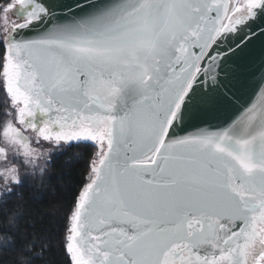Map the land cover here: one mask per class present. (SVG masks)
I'll list each match as a JSON object with an SVG mask.
<instances>
[{"label": "snow or ice", "instance_id": "6c2138e0", "mask_svg": "<svg viewBox=\"0 0 264 264\" xmlns=\"http://www.w3.org/2000/svg\"><path fill=\"white\" fill-rule=\"evenodd\" d=\"M260 36L264 0H0V264H264Z\"/></svg>", "mask_w": 264, "mask_h": 264}, {"label": "water", "instance_id": "95a60500", "mask_svg": "<svg viewBox=\"0 0 264 264\" xmlns=\"http://www.w3.org/2000/svg\"><path fill=\"white\" fill-rule=\"evenodd\" d=\"M241 35H243V33H241ZM261 49H264V36H260L259 38L253 39L249 45V50L259 51ZM253 91H254L253 85H249V86L245 87L244 89H242L239 93L241 101L243 103H247L249 98L251 97ZM235 111L236 110L233 109L232 112L229 113V115L235 114ZM223 119H224V117L220 116V117L215 118L212 122L213 123H220ZM197 123H199V121H197ZM180 134L182 135L183 132H180Z\"/></svg>", "mask_w": 264, "mask_h": 264}, {"label": "trees", "instance_id": "16d2710c", "mask_svg": "<svg viewBox=\"0 0 264 264\" xmlns=\"http://www.w3.org/2000/svg\"><path fill=\"white\" fill-rule=\"evenodd\" d=\"M71 155V154H70ZM82 167V166H81ZM77 174L79 173V171H80V169L78 168L77 170ZM61 204L63 203V202H60ZM50 204H51V202H50ZM57 208H59V205H57ZM47 210V209H46ZM55 214H59L58 212L57 213H55ZM53 239H55V237H53Z\"/></svg>", "mask_w": 264, "mask_h": 264}, {"label": "bare ground", "instance_id": "6f19581e", "mask_svg": "<svg viewBox=\"0 0 264 264\" xmlns=\"http://www.w3.org/2000/svg\"><path fill=\"white\" fill-rule=\"evenodd\" d=\"M259 246V245H258Z\"/></svg>", "mask_w": 264, "mask_h": 264}]
</instances>
